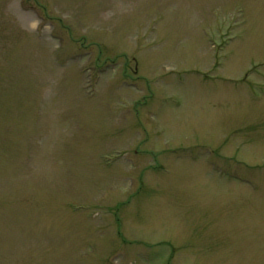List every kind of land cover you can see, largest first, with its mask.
<instances>
[{
	"label": "rangeland",
	"instance_id": "1",
	"mask_svg": "<svg viewBox=\"0 0 264 264\" xmlns=\"http://www.w3.org/2000/svg\"><path fill=\"white\" fill-rule=\"evenodd\" d=\"M0 264H264V0H0Z\"/></svg>",
	"mask_w": 264,
	"mask_h": 264
},
{
	"label": "flooded vegetation",
	"instance_id": "2",
	"mask_svg": "<svg viewBox=\"0 0 264 264\" xmlns=\"http://www.w3.org/2000/svg\"><path fill=\"white\" fill-rule=\"evenodd\" d=\"M23 2L29 1V0H21ZM31 1V0H30ZM34 3L38 2V0H32Z\"/></svg>",
	"mask_w": 264,
	"mask_h": 264
}]
</instances>
